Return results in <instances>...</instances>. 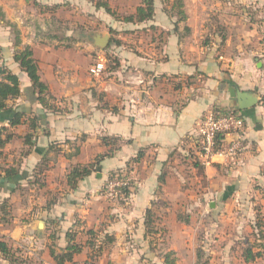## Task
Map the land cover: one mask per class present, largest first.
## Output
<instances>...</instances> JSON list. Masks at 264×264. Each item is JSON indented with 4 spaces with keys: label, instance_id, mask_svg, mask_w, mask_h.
<instances>
[{
    "label": "crops",
    "instance_id": "1",
    "mask_svg": "<svg viewBox=\"0 0 264 264\" xmlns=\"http://www.w3.org/2000/svg\"><path fill=\"white\" fill-rule=\"evenodd\" d=\"M152 1V20H116L133 41L130 49L117 45L112 82L89 72L98 61L92 46L105 50L97 46L101 35L86 37L94 23L91 4L0 0V66L18 79L20 91L0 112V206L8 208L0 213V242L17 259L10 263L0 251V264H56L52 255L65 253L67 234L80 252L64 264H165L166 255L179 264L189 233L178 215L196 181L205 186L202 204L210 209L264 192V0H216V8L181 0V9L176 0ZM99 8V24L112 23ZM25 49L43 94L14 60ZM129 76L143 84L128 83ZM228 88L256 103L240 110ZM210 111L243 119L244 147L235 160L215 156L194 167L197 123ZM75 167L91 173L70 188ZM125 168L134 182L111 208L103 183ZM171 206L178 212L158 215Z\"/></svg>",
    "mask_w": 264,
    "mask_h": 264
},
{
    "label": "rangeland",
    "instance_id": "2",
    "mask_svg": "<svg viewBox=\"0 0 264 264\" xmlns=\"http://www.w3.org/2000/svg\"><path fill=\"white\" fill-rule=\"evenodd\" d=\"M88 4H91L93 29L86 33V37H94L98 35H109V46L105 48L103 53H99V50L92 46V54L95 59H98L97 64H105L106 71L100 75L99 80L105 78H113L111 81H115V74L111 77V70L119 67L118 64V46L123 44L125 47L130 49L131 40L133 41V34L131 31H124L122 24H118L121 18H125L126 15L134 11L137 4V0H85ZM166 2V0H164ZM205 4L210 8L214 6L216 8V0H204ZM107 3L110 5L114 13L113 17L109 16L108 19L112 23H106L107 25L99 24L100 19L97 14H99L100 8L96 6L99 4ZM168 6V5H167ZM238 9V7H235ZM102 10V9H101ZM103 11V10H102ZM104 15V13H102ZM102 19L104 20V16ZM97 17L96 20H93ZM178 18V17H176ZM114 21V22H113ZM96 24V26H95ZM264 27V26H263ZM264 30V29H263ZM141 33V31L139 32ZM146 34L145 32H143ZM261 36L262 41H264V31ZM79 35V34H78ZM221 35V34H219ZM83 37V36H81ZM91 38H89L91 40ZM93 45V44H92ZM117 47V48H116ZM101 58V59H99ZM124 69L120 70V72ZM117 69L114 71L116 72ZM184 165V164H182ZM129 168V167H128ZM131 169L117 170L113 172L115 175H119L121 178H126L129 176ZM123 171V172H120ZM101 170L98 174L101 175ZM110 175H107L103 183V187L109 182ZM134 180L130 183L128 188H131ZM195 189L189 190L188 202L182 206L183 211L178 215L182 219L181 223L184 224L189 233V241L187 243L188 249L183 250L182 255L177 258L179 264H264V258L258 259L254 262L245 263L241 256L242 250L245 246L255 244L256 234L258 231L255 229L258 221L262 220L264 224V192L259 190L258 192H251L253 194L248 195V197L243 200V202H235V205L230 204L227 208H216L215 205L212 209L209 208L208 204H202L204 185L201 181H196L194 185ZM193 187V188H194ZM104 190V189H103ZM101 191V195L103 194ZM121 195V194H120ZM120 195L113 201L107 200L103 197L104 201L111 208L113 206L122 204L123 196ZM211 199V198H210ZM214 201L213 199H211ZM173 206L169 208H164V210L159 211L158 215L162 217L168 214L174 213ZM178 209L175 208V213ZM157 214V213H155ZM154 214V215H155ZM188 218L185 221V218ZM158 218V219H161ZM163 224V223H162ZM161 225V224H160ZM264 230V226H263ZM257 232V233H256Z\"/></svg>",
    "mask_w": 264,
    "mask_h": 264
},
{
    "label": "trees",
    "instance_id": "3",
    "mask_svg": "<svg viewBox=\"0 0 264 264\" xmlns=\"http://www.w3.org/2000/svg\"><path fill=\"white\" fill-rule=\"evenodd\" d=\"M175 7L178 9L182 8V1L176 0L175 1ZM97 7H103L105 8L106 12L113 16L114 14L111 12L109 7L106 4L97 5ZM179 17L182 16L184 18L182 11L178 13ZM153 17V1L152 0H142L141 6L136 9V13L133 15H128L125 18H123V21L125 23H142L146 21L152 20ZM1 54V50H0ZM1 59V56H0ZM15 62H17L20 66V68L27 74L28 78L30 79L33 87L39 92L40 94H43L46 91V87L40 82L39 76H38V67L36 62L32 58V53L29 49H25L24 51L17 52L14 56ZM95 66V65H94ZM118 67V66H117ZM117 68L111 70L110 72H114ZM106 71V67L104 68V72ZM19 82L18 79L12 75L10 72H8L4 67L0 66V112H3L7 109L6 107V101L9 99L16 98L19 95ZM40 102L43 103L42 98H39ZM2 127H0V136H1ZM2 140L0 139V147L2 146ZM219 144H223V142H218ZM141 155L137 157L133 162L139 161ZM101 159V158H99ZM99 160H97L98 162ZM194 167H200V164L197 160V157L193 160ZM91 173L89 167H75L71 169L70 173L67 176V183L70 188H75L78 181L84 179L85 177L89 176ZM13 176V173L10 174L9 172H6V178ZM115 174H110V178H113ZM104 187L102 188V190ZM101 190V191H102ZM129 188L124 187L119 190L120 197H125L128 195ZM8 209V208H7ZM6 206L2 204L0 206V213L2 215H6L7 212ZM146 225L149 226L153 223L152 220V214L150 210L146 211ZM264 224L262 223V220L258 221V223L255 226V229L258 231L256 234V240L259 242H255V244L247 245L242 250V258L245 263L254 262L258 259L264 258V230H263ZM71 234H67L68 245L65 249V253L61 255H52L53 260L56 264H64L65 262H71V258L73 254H78L80 252V246L78 243H73L74 239H72ZM87 243V242H86ZM91 243V242H90ZM88 244V243H87ZM92 245V243H91ZM0 251L3 254V256L10 262L15 263L17 262L16 255L11 252V249L6 247V245L2 242H0ZM170 255L165 256V264H173V262L169 259Z\"/></svg>",
    "mask_w": 264,
    "mask_h": 264
},
{
    "label": "built area",
    "instance_id": "4",
    "mask_svg": "<svg viewBox=\"0 0 264 264\" xmlns=\"http://www.w3.org/2000/svg\"><path fill=\"white\" fill-rule=\"evenodd\" d=\"M89 72L95 77H100L104 73V67L96 64L90 68ZM127 81L138 85L143 84L142 79L136 76H129ZM243 130L244 121L234 111L206 113L197 123L196 157L200 166H207L215 156H221L228 161L235 160L244 147ZM220 141L223 144H219ZM131 182V175L126 178L115 175L105 185L102 195L105 199L113 201L120 195L119 190L130 186Z\"/></svg>",
    "mask_w": 264,
    "mask_h": 264
},
{
    "label": "water",
    "instance_id": "5",
    "mask_svg": "<svg viewBox=\"0 0 264 264\" xmlns=\"http://www.w3.org/2000/svg\"><path fill=\"white\" fill-rule=\"evenodd\" d=\"M109 44V36L107 34L100 36L97 38V46L101 49H104ZM229 97L236 100L238 108L240 110H245L252 107L256 100L249 96L248 94H244L242 92L236 91L234 88H228Z\"/></svg>",
    "mask_w": 264,
    "mask_h": 264
}]
</instances>
